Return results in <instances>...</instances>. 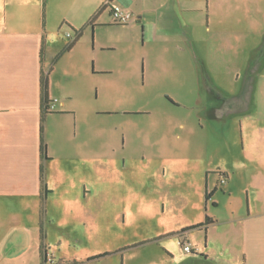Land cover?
Segmentation results:
<instances>
[{
    "label": "crops",
    "instance_id": "crops-1",
    "mask_svg": "<svg viewBox=\"0 0 264 264\" xmlns=\"http://www.w3.org/2000/svg\"><path fill=\"white\" fill-rule=\"evenodd\" d=\"M11 7L18 9L16 14ZM116 8L130 11L133 19L113 23ZM79 29L78 40L52 64ZM47 71L50 103L43 159L40 79ZM172 79L181 89L195 82L205 91L210 98L203 106L207 119L239 121L241 145H230V167L220 168L226 179L221 195L230 198L229 210L203 213L201 200L191 202L190 210L199 215L179 226L201 223L208 216L213 220L210 226H227L230 244L222 245L219 256L212 255L207 246L202 250L189 240L191 230L185 241L192 245V254L171 251L153 264H264V0H230V14L217 0H0V264H42V196L51 263L54 258L64 261L51 244L77 245L87 238L82 233L86 223H80L82 228L73 222L59 227L58 221L75 217L72 205L85 199L82 191L90 185V149L83 140V127L95 115L90 103L106 97L108 87L120 89L122 98L129 99L136 97L133 88L140 83L170 87ZM195 96L203 102L199 92ZM147 152L158 156L141 159L138 172L146 168L148 178L166 184L169 161L157 150ZM99 163L106 182L108 161ZM41 165L47 191L41 185ZM216 182L209 173L203 190L213 191L208 200L214 209L219 207L213 199ZM55 224L56 234L51 230ZM170 232L162 231L159 237Z\"/></svg>",
    "mask_w": 264,
    "mask_h": 264
},
{
    "label": "rangeland",
    "instance_id": "rangeland-1",
    "mask_svg": "<svg viewBox=\"0 0 264 264\" xmlns=\"http://www.w3.org/2000/svg\"><path fill=\"white\" fill-rule=\"evenodd\" d=\"M217 1L220 9H227L230 14V0ZM17 10L10 8L13 14ZM137 58L143 60V55ZM139 63L141 68V61ZM181 87L177 79H172L170 87L140 83L133 88L136 97L129 99L122 98L120 89L108 87L106 97L90 103L95 115H91L83 127L84 145L90 149V185L84 193L82 191L85 199L71 204L75 217L58 221L59 227L73 222L76 228H82L80 223H86L82 233L87 238L77 245L51 244L49 248L57 257L64 258L63 262L54 258L55 264H153L171 251L183 255L180 241L191 230L188 239L202 250L207 246L206 251L212 255L219 256L222 245L230 244V230L220 224H209L208 232L206 226L188 229L180 236L170 232L179 229L184 221L198 217L199 212L189 208L191 202L201 200L203 213L207 210L225 214L229 210L230 198L221 195L226 179L220 174V168L230 167V145L237 148L241 145L239 121L207 119L203 106L210 98L205 91H199L195 82L187 90ZM198 92L202 103L196 99ZM125 108L138 114H125ZM105 110L117 111L116 114H97ZM148 111L152 112L151 116L145 115ZM180 122L185 124L184 128L179 126ZM148 148L162 153L161 156L169 161L166 184L148 178L146 168L143 173L138 172L141 159L158 156L146 153ZM104 158L108 161L107 168L104 167L106 182L102 180L99 163ZM212 172L217 179L214 183L217 194L213 198L219 202L217 209L211 200L207 199L205 204L203 192L205 177ZM183 205L187 208L183 209ZM51 230L58 233L57 224ZM167 230L170 233L159 237L160 232ZM228 251L230 255V248L226 249Z\"/></svg>",
    "mask_w": 264,
    "mask_h": 264
},
{
    "label": "trees",
    "instance_id": "trees-1",
    "mask_svg": "<svg viewBox=\"0 0 264 264\" xmlns=\"http://www.w3.org/2000/svg\"><path fill=\"white\" fill-rule=\"evenodd\" d=\"M82 33V29H79L77 31L76 36L68 41L62 49L58 52V54L54 57L52 64L56 62V60L67 50H69L74 43L78 40ZM43 50V49H42ZM51 68V67H50ZM48 72L42 73L41 79H40V86H41V101H40V125H39V133H40V152L41 156L43 159L47 158L46 156V143L44 140V121H45V116L49 112V99H48V94H47V89H48ZM40 180H41V185L42 189L44 191H47L44 179H43V165L40 166ZM213 191L210 192H205V198L206 200L210 198L212 195ZM44 215H45V209H44V197L42 196L41 198V203H40V209H39V252L42 260V264L45 263L46 261V255H47V245L45 243V227H44ZM213 220L206 216L205 220L201 223H197L188 227H185L181 229V231L174 232L173 234H177L180 236L183 232L187 231L188 229H194V228H201L203 226H207L210 224ZM57 264H63L61 262H58Z\"/></svg>",
    "mask_w": 264,
    "mask_h": 264
},
{
    "label": "built area",
    "instance_id": "built-area-1",
    "mask_svg": "<svg viewBox=\"0 0 264 264\" xmlns=\"http://www.w3.org/2000/svg\"><path fill=\"white\" fill-rule=\"evenodd\" d=\"M112 21L115 24H127L133 19V15L130 11L122 8H116L112 11ZM71 34L68 32L66 34L67 37H69ZM221 182H224L222 179ZM180 244L182 246V250L185 253H192L193 248L192 245L188 242L185 241V239H181ZM46 260L52 262V258L50 256L46 255Z\"/></svg>",
    "mask_w": 264,
    "mask_h": 264
}]
</instances>
